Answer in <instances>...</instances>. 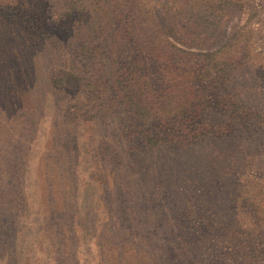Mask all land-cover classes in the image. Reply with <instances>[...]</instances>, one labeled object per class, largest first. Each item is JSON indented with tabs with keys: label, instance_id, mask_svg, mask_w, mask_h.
<instances>
[{
	"label": "rangeland",
	"instance_id": "374dc122",
	"mask_svg": "<svg viewBox=\"0 0 264 264\" xmlns=\"http://www.w3.org/2000/svg\"><path fill=\"white\" fill-rule=\"evenodd\" d=\"M116 1L119 12L160 20L177 9L171 0H136L132 10L125 0ZM64 3L0 0V208L9 214L7 220L0 215V264H264V130L225 113L216 100L222 85L200 81L197 90L211 99L208 118L231 126L229 134L180 150L167 145L135 154L123 146L117 151L126 161L124 170L108 165L99 147L104 137L120 141L121 116L66 132L62 110L78 96L49 89L42 94L44 82L23 89L26 67L42 78L55 60H63L61 39L104 45L90 33L83 40L79 20L62 17ZM222 12L217 35L205 49L227 43L230 49L218 62L243 57L229 91L264 113V0H237ZM25 18L52 38L26 30ZM153 20L145 29L155 34ZM183 27L196 25L184 21ZM75 58L82 66L90 62ZM188 66L198 76V61ZM146 127L165 134L157 125ZM8 221L14 228L6 236L1 223ZM65 224L76 237L62 235L57 250L45 227ZM117 228L122 237L108 234Z\"/></svg>",
	"mask_w": 264,
	"mask_h": 264
},
{
	"label": "trees",
	"instance_id": "16d2710c",
	"mask_svg": "<svg viewBox=\"0 0 264 264\" xmlns=\"http://www.w3.org/2000/svg\"><path fill=\"white\" fill-rule=\"evenodd\" d=\"M171 1L172 7L176 6L177 9L173 12L167 10L160 20L155 14L146 18L138 17L128 10L119 12V1L116 0H92L91 5H87L85 0H65V14L62 17L79 20L84 28L81 31L85 33L79 32L86 42V35L90 33L101 38L104 45H76L61 39L58 43L64 55L62 61L56 63L55 60V65L42 78L28 67L25 70L24 90L31 91L33 86L36 88L44 82V89L38 87L42 94H50L46 90L49 89L58 93L73 92L78 96L75 103L62 110L61 122L66 132L91 121L122 117L117 129L120 141L116 137L108 142L104 137L99 146L108 158V165L121 170L127 167L123 153L117 151L123 146L126 151L135 154L139 150L158 151L167 145L180 150L205 145L209 139H219L230 133L231 126L215 122L206 115L207 104L210 105L211 99L198 96L197 82L200 81L224 87L216 100L230 118L251 122L264 130V113L250 108L244 99H240V95L229 91L228 83L242 66L238 59L242 60L243 57L236 59V56H232L228 61L218 62L230 49L227 43L219 50L205 49L217 35L222 18V15L218 16L219 11L223 13L226 5L234 6L237 0ZM123 4L131 10L137 6L136 0H125ZM182 8L187 12L185 15ZM151 18H154L152 24L157 28L155 34L145 29ZM184 21L195 24L196 28L184 29ZM22 24L26 30L36 31L34 35H39L42 40L52 38L44 32L42 25L40 28L33 27L26 22V18ZM178 25L182 27L176 28ZM126 49L130 55L124 58ZM75 56L90 62L82 66L76 62ZM193 60L198 61V76L188 66ZM154 76L161 80L155 82ZM150 124L161 127L165 131L164 136L155 135L146 129V125ZM171 151L174 153V149ZM45 204V207H49L50 200ZM5 213L9 215L0 208L3 218H6ZM47 217L50 219L49 214ZM1 225H4L6 236L13 233L14 224L8 221ZM68 225L60 229L45 227L47 235L54 237L57 250L60 249L58 242L62 235L76 237L75 230ZM120 231L119 228L116 232L110 229L108 234L115 235V238L122 237ZM224 237L228 239V236ZM122 240L126 241L125 238Z\"/></svg>",
	"mask_w": 264,
	"mask_h": 264
}]
</instances>
